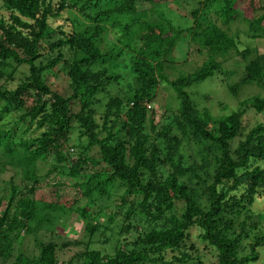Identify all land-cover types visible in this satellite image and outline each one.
I'll use <instances>...</instances> for the list:
<instances>
[{"label":"trees","instance_id":"trees-1","mask_svg":"<svg viewBox=\"0 0 264 264\" xmlns=\"http://www.w3.org/2000/svg\"><path fill=\"white\" fill-rule=\"evenodd\" d=\"M155 1L159 5L165 0ZM195 1L190 25L179 27L160 15L158 20L143 19L136 0H2L8 16L0 17V77L12 81L17 71H25L14 88L0 83V120L19 113L9 127L0 126V164L2 169L18 168L27 194L13 186L7 200L0 197V264H64L60 246L38 239L37 233L42 227L54 228L68 211L84 222L87 242L77 254L81 264H203L187 252L196 251L193 244L186 246L192 228L214 252L216 264L258 259L264 228L252 205L264 196V55L245 65L241 80L257 84L261 93L240 101L229 113L214 116L197 109L186 89L220 73L227 60L249 53L232 34L233 22L243 19L249 37H264V3ZM66 9L81 17L70 19L69 31L51 25ZM106 22L118 28L109 48L101 46ZM185 38L196 51L205 50L207 59L192 72L168 80L165 70L174 59L173 49ZM117 42L125 47L138 42L131 61L138 85L130 100L109 97L100 128L94 105L100 102L97 94L119 79L106 65L121 55ZM56 66L66 69L70 95L51 89L43 79L44 71ZM160 80L179 100L175 111H159L161 117L157 107L151 108ZM237 86L230 87L233 94ZM72 100L79 103L76 112ZM247 108L262 113V121L248 129L242 120ZM21 122L27 124L22 134L32 124L39 132L15 141ZM75 127L86 144L69 159L66 143ZM192 145L198 155L186 153ZM94 147L99 160L90 155ZM39 161H50L49 173L56 171L70 181L46 183L47 191L39 193L45 180L38 173ZM108 186L119 192V202L106 214L102 206L94 208L98 201L112 199ZM28 235L35 240L36 254L15 250ZM92 243H108L110 252L92 248ZM65 264L73 263L69 259Z\"/></svg>","mask_w":264,"mask_h":264},{"label":"rangeland","instance_id":"rangeland-1","mask_svg":"<svg viewBox=\"0 0 264 264\" xmlns=\"http://www.w3.org/2000/svg\"><path fill=\"white\" fill-rule=\"evenodd\" d=\"M56 1V0H53ZM261 3H264V0H260ZM151 2V0H136L137 11H142L143 19L158 20L160 16L170 18L174 25L179 27H186L190 25L189 14L190 10L196 6L195 0H175L164 2ZM62 15L56 20L51 21V25L56 27L60 25L63 29L68 30L71 28L70 19H74L75 15L79 16V13L76 10L66 9L61 13ZM160 15V16H159ZM8 13L4 10L2 6V0H0V17H7ZM80 17V16H79ZM81 18V17H80ZM106 30L102 34L101 46L103 48H109L112 43L116 42V35L118 34V28L114 25H111V22L105 23ZM232 34L238 35V40L240 43V48H249V53L245 54V57L236 56L224 62L221 66V72L216 73L212 77H208L202 81L192 84L186 90L188 91L194 105L199 110H207L214 116H220L231 112V110L236 109L240 101L251 97L253 95L261 93V89L257 84L253 82H247L241 84V80L244 75V67L252 59H255L258 55H264V37H249L247 24L243 19H238L231 24ZM57 35V34H56ZM58 36V35H57ZM57 39V37H55ZM118 46L116 50L121 52V55L114 62H110L107 65L109 73L119 75L118 81L116 83H111L105 87V90L99 92L97 97L99 103L94 105L95 109V119L99 123L100 128L102 124V114L104 104L108 101L109 97H122L123 99L130 100L134 89L137 87V82L135 74L132 70V57L134 56V51L138 47V42L131 43L130 47H125L121 43L117 42ZM196 45L189 42L188 38L183 39L179 42L173 49L174 59L171 64L166 67L165 73L167 79L171 80L180 74H188L192 72L196 67L200 66L204 60L207 59V52L202 50L200 52L196 51ZM97 68L101 66L97 65ZM21 71V72H20ZM25 71V68L17 71L14 75L12 81L6 80L5 77H0V83L5 85L7 88H14L16 84L21 80L22 75ZM43 79L51 89L56 90L60 94L70 95L71 91L69 89V81L66 77V69L61 66H56L52 70H46L43 73ZM237 86V91L235 94L230 90V87ZM232 92V93H231ZM152 102L151 108L157 107L155 111L160 116V112L163 113L166 107H170L172 111H175L179 106V100L176 97L175 92L169 86V84L163 80H160L157 84L155 90L152 92ZM79 103L76 100L71 101V109L73 112L78 110ZM160 111V112H159ZM264 113V112H263ZM19 113L12 112L11 114L5 115L2 120H0V126L9 127L15 118H18ZM161 117V116H160ZM160 119V118H159ZM243 123L246 128H250L255 125L257 122L262 121V113H256L254 110L247 108L243 116ZM162 121L165 122L166 118ZM18 136L15 137V141H19V137L22 136L23 139L33 136L39 132L36 129L35 124H32L29 130L22 134V131L27 128L26 122L18 123L17 126ZM147 128L149 130V123H147ZM79 131L75 127L70 134L68 147L71 158L75 159L81 151V147L86 144L85 139L80 138ZM73 145V146H72ZM79 146L76 149V146ZM183 148H186V144L182 145ZM192 151H186L187 154L193 153L198 155V148L194 145L191 146ZM90 155L95 159H100L98 155L97 148L94 147L90 151ZM3 158L0 157V161ZM68 164L70 165V160ZM39 174L45 177V180H42L41 187L38 190L39 193L46 192L48 187L46 183H53L58 179L63 181H70L69 178L61 177L58 173L51 171L50 161H39L38 163ZM102 164L95 165V169H100ZM17 167L7 165L6 168L2 169L0 164V197L7 200L9 194L11 193V188L16 186L18 188L17 193L27 194L26 182L22 180L21 174L17 171ZM90 170V166H88ZM83 180L82 177H79V180ZM196 179L192 178V184ZM108 191L112 193L111 200L98 201L97 206L94 209H98V206L104 208V213H109L110 210L114 209V203H118L119 192H115L113 186H108ZM37 193V195L39 194ZM204 198V196H203ZM16 200V199H14ZM177 206L180 207V204L177 203ZM253 211L259 213L261 219V226L264 228V196L255 200L252 205ZM2 213V210H0ZM106 217L101 216L100 221L106 223ZM119 222L118 220L116 223ZM84 222L79 218L76 212L68 211L65 214H62L56 223V226L53 228L42 227L37 233V238L43 241L53 240L60 246L59 252V261L66 263L69 259L72 260L73 264H81L82 257L77 254L82 251L85 247L84 244L87 242L86 235L83 230ZM117 228H114V232ZM109 234V231L106 232ZM198 230L192 228L189 231V237L186 240V246L193 244L196 248V251H187L192 257L197 255L200 258L203 264H216V256L214 252L210 250L209 246L203 244V242L197 237ZM21 235V234H20ZM111 240L110 242H112ZM64 243H68L64 245ZM63 244V245H62ZM92 248L99 249L102 252H110L109 244L96 243L90 245ZM206 246V247H205ZM209 247V248H207ZM21 248L28 254H36L38 252L35 240L31 235L25 236L22 240V244L19 245L16 243L15 250ZM206 248V249H205ZM247 251V250H245ZM213 252V253H212ZM259 257L257 260L250 261L248 264H264V246L257 248ZM247 253V252H246ZM170 255V253H168ZM188 264H194L189 261Z\"/></svg>","mask_w":264,"mask_h":264}]
</instances>
